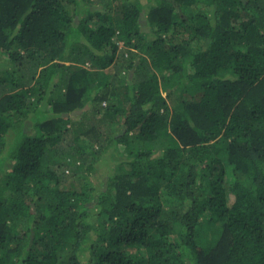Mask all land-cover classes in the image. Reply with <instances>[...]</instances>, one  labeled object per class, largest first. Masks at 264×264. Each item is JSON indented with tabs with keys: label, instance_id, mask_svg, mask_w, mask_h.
<instances>
[{
	"label": "trees",
	"instance_id": "trees-1",
	"mask_svg": "<svg viewBox=\"0 0 264 264\" xmlns=\"http://www.w3.org/2000/svg\"><path fill=\"white\" fill-rule=\"evenodd\" d=\"M0 264H264V0H0Z\"/></svg>",
	"mask_w": 264,
	"mask_h": 264
},
{
	"label": "rangeland",
	"instance_id": "rangeland-1",
	"mask_svg": "<svg viewBox=\"0 0 264 264\" xmlns=\"http://www.w3.org/2000/svg\"><path fill=\"white\" fill-rule=\"evenodd\" d=\"M121 46H124L123 42H121ZM139 56H140V57H142V56L144 57L145 54L140 53ZM106 173H107V171H106V170L104 169V167H103V169H102V170L100 171V173L98 174V176H97V178H96V181L100 182V180H103V178L105 177Z\"/></svg>",
	"mask_w": 264,
	"mask_h": 264
}]
</instances>
